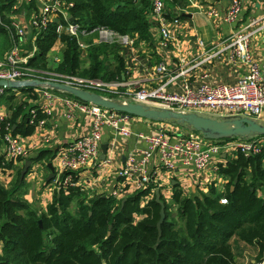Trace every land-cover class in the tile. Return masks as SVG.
Listing matches in <instances>:
<instances>
[{"label": "trees", "instance_id": "obj_1", "mask_svg": "<svg viewBox=\"0 0 264 264\" xmlns=\"http://www.w3.org/2000/svg\"><path fill=\"white\" fill-rule=\"evenodd\" d=\"M14 1L0 0V37L7 35L9 47L8 13ZM71 1L70 17L87 29L105 26L118 33L136 35L137 42L151 37V22L147 17L150 0ZM56 26L57 22L52 21L38 32L32 30L23 44L24 54L35 49L28 58L30 66L47 67L48 52L60 41L65 48L55 69L107 80L121 77L127 48L122 49L118 42H94L90 34L82 36L90 40L81 49L74 36L58 32ZM16 91L26 94L25 98L18 99ZM30 91L32 86L6 88L2 98L10 103L12 115L2 122L3 129L9 122L14 133L27 135L32 133L38 119L46 116L38 108L32 118V107L26 100ZM167 121L195 130L173 119ZM232 137L262 141L264 134L225 138ZM43 156L41 151L30 159L39 160ZM10 165L0 155V172ZM22 169L23 166L17 168L10 184L0 181L3 241L0 264H245L240 259L248 254L253 262L263 258L264 142L259 152L249 155L237 152L220 164L219 173L228 177L224 190L211 186L207 194L184 196L176 188L171 202L164 200L165 215L160 229L157 223L161 205L155 196L140 202L149 192L150 183L122 198L113 194H94L88 200L79 198L73 209L71 203L80 194L81 186L60 183L46 210L39 212L22 196L25 182ZM221 197L226 201L222 202ZM139 214L142 216L135 220Z\"/></svg>", "mask_w": 264, "mask_h": 264}, {"label": "built area", "instance_id": "obj_2", "mask_svg": "<svg viewBox=\"0 0 264 264\" xmlns=\"http://www.w3.org/2000/svg\"><path fill=\"white\" fill-rule=\"evenodd\" d=\"M167 0H150L151 6L147 17L151 25H156L159 32L157 44L160 48H168L174 40L173 26L179 24L180 16L174 14L169 16L170 9L166 5ZM32 9L29 7L32 6ZM28 6L27 8L25 6ZM73 5L71 0H15L12 9L8 13L10 17V47L4 56L0 57V79H41L62 82L77 88L86 89L90 92H97L102 96L115 98L119 101L140 102L150 107L170 108L181 111H195L203 115L220 116H250L256 120L262 117L264 112V63L257 62L251 54L249 43L253 31L241 28L232 29V39L225 48H228L230 56L235 60L245 64V72L233 84L223 82H200L193 86L187 79H183L179 91L167 89V84L178 76L184 77L186 72L208 59L219 50L206 48L203 39L197 41L203 49V57L197 60L188 61V68H180L176 72L170 70L164 60L156 63L154 71L164 74L167 79L150 88H136L132 80L115 78L104 80L100 77L81 75L71 72H59L54 65L43 71L33 68L28 64V58L32 55L23 53V44L30 37L28 28L36 29L37 32L47 26L49 22H57L58 32L67 33L77 39L81 49L87 47L88 43L83 41L82 36L93 35L96 42L112 43L118 42L128 45L127 50L133 48V38L128 33H118L105 26H96L87 29L78 21L70 17L69 8ZM242 0H228L227 7L220 12L215 8H208L206 13L213 17L221 18L226 23L233 22L241 9ZM27 10L30 15L27 18ZM261 24L264 25V18ZM36 32V34H37ZM35 34V33H34ZM33 35L32 38H34ZM61 55L53 57V63L61 61ZM185 56H179L178 64L186 63ZM193 60V61H192ZM41 72V73H40ZM44 75V77H40ZM41 93V111L46 115L52 113V109L57 102L65 103L72 108H78L88 119L89 131L75 138L58 155L56 173L53 178L55 186L60 183L64 185H79L74 179L72 171L85 166L90 160L95 159L98 150L102 129L112 127L122 135L131 133L129 128V118L132 116L125 112H120L101 104L89 100H82L73 94L50 86L48 83L33 85ZM6 86L0 85V111L2 96ZM116 96V97H114ZM37 114L36 109H32V117ZM0 120L6 121V115L0 112ZM46 117L38 119L39 126L44 125ZM5 151L4 162L8 163L27 154L26 144L20 134L13 132V126L9 122L5 125L4 133ZM147 145L142 150L141 158L135 161L132 155L128 156L123 165L117 168V175L130 183L133 189H144L152 181V173L148 169V160L153 153H157L160 165L164 169H172L176 163L184 166H195L196 168L206 167L211 159L221 152L235 155L242 152L245 155L259 152L262 141L257 138L246 139L237 138H205L198 131H189L182 138L171 141L168 133L159 129L146 136ZM63 175V178L61 176ZM122 191V188H120ZM114 191L113 195H116ZM222 202L226 201L221 197ZM3 241L0 239V250ZM254 264H264V258L253 262Z\"/></svg>", "mask_w": 264, "mask_h": 264}, {"label": "crops", "instance_id": "obj_3", "mask_svg": "<svg viewBox=\"0 0 264 264\" xmlns=\"http://www.w3.org/2000/svg\"><path fill=\"white\" fill-rule=\"evenodd\" d=\"M227 4L228 0H167L166 5L170 9L169 16H172L173 13L180 16L179 24L173 26L174 40L168 48H160L157 44L159 32L156 25H151L150 39L148 41L141 40L136 48L130 49L129 54L123 55L125 71L122 72L120 78L132 80L133 86L136 88L153 87L167 79L164 74L154 71L158 61L164 60L167 67L176 72L182 67L187 69L188 61L190 62L191 59L194 58L195 61L205 55L197 41L198 38H201L207 49L211 47V50H219L218 53L198 65H194L184 77L178 76L169 81L167 89L179 91L183 79H187L193 86L203 81L233 84L245 72L246 66L243 62L231 57L225 45L233 37L231 30L241 28L253 31L249 43L252 57L257 62L264 63V25L261 24L262 18H264V0H242L240 12L231 23H226L221 18L206 13V10L212 7L222 12ZM61 43L63 44L62 48L55 43L50 49L49 56L51 58L54 54L62 55L65 44ZM1 48L0 46V57L6 53ZM182 55L188 60L186 63L178 64L179 56ZM31 86L32 91L27 94L26 100L31 104L32 113V109H41V93L38 88ZM20 92L16 91V94L18 95ZM22 95L26 94L23 93ZM24 98L23 96L20 99ZM1 105L3 108L0 112L6 115V119H10L12 115L10 103L2 98ZM262 116L264 118V112ZM44 117H46L45 124L39 126L36 123L32 133L27 135L17 133L22 136L26 144L27 154L8 162L12 165L6 167L4 172H0V181L10 184L16 175L17 168L20 166L24 168L27 159L37 156L42 151L44 156L41 159L31 160L22 188V196L39 212L46 210L47 205L52 201L54 190L59 188L55 186L53 180L48 182L47 176L50 173L48 162H52L55 175L58 155L61 150L72 143L75 138L89 131L88 119L78 108H72L65 103L57 102L52 113ZM2 122L0 120V138L3 139L2 144H0V155L4 157L5 141L3 136L5 128L1 127ZM128 124L131 133L125 136L112 127H104L96 158L90 160L82 168L72 171L73 177L75 176L76 181L81 186L80 194L71 203L72 209L75 208L79 198L84 197L85 200H88L94 194L108 195L113 194L114 191L117 192L115 195L117 198H122L134 192L136 189H133L130 183L124 182L117 175L116 170L124 164L130 155L134 157L135 161L141 158L142 150L147 145V135L163 129L168 133L170 140L175 141L192 131V129L167 120H154L136 115L129 118ZM1 129H3V134ZM102 143L107 144L103 157ZM233 156L223 151L215 155L210 163L203 168L176 163L174 168L164 169L160 165L157 153H153L148 160V169L153 177L150 182L151 188L140 202L143 203L155 196L156 191H159L163 202L164 200L167 203L171 202L176 188H179L184 196H192L194 193L207 194L210 192L211 186L218 190H224L228 177L220 174L218 169L220 164H225ZM48 157H51V160H48ZM41 178L42 184L39 186ZM30 184L31 187L29 188ZM35 192L37 193L34 194ZM37 197H41V200L38 204H34L33 201ZM138 216L140 217V214L135 217V220L139 219ZM253 261L251 259L249 264H254Z\"/></svg>", "mask_w": 264, "mask_h": 264}, {"label": "water", "instance_id": "obj_4", "mask_svg": "<svg viewBox=\"0 0 264 264\" xmlns=\"http://www.w3.org/2000/svg\"><path fill=\"white\" fill-rule=\"evenodd\" d=\"M48 83L50 86L55 88L65 90L74 96L79 97L82 100H89L97 104H101L108 108L125 112L130 115L142 116L154 120H169L173 119L177 123H184L188 126L193 127L195 130L200 132L203 137L210 139H219L230 136H244L250 134H264V123L250 117V116H224L221 118L213 117L209 115H203L195 111H181L174 110L170 108H156L150 107L148 105L142 104L140 102H123L115 98H109L100 95L97 92H90L86 89L77 88L62 82L54 80H41V79H0V85L6 87H22L31 86L40 83ZM104 156L107 148L106 143L101 144ZM31 164V159H27L24 168L21 171L22 178L27 173L29 165ZM50 168V173L47 179L54 177V166L52 162H48ZM155 199L160 203V218L158 220L157 226L160 229V224L164 218V202L160 199L159 191H156ZM41 222V220H39ZM264 258V255H263Z\"/></svg>", "mask_w": 264, "mask_h": 264}, {"label": "rangeland", "instance_id": "obj_5", "mask_svg": "<svg viewBox=\"0 0 264 264\" xmlns=\"http://www.w3.org/2000/svg\"><path fill=\"white\" fill-rule=\"evenodd\" d=\"M32 4V6L31 7H29L30 9H32V7L34 6L33 5V3H31ZM26 8L28 7L27 5L25 6ZM69 13H70V11H69ZM29 15H30V11L29 10H27V14H26V16H27V18L29 17ZM8 18L6 17L5 19H4V21H6ZM28 30H29V33L31 34V32H32V30H34L33 28H28ZM33 36H31V38H32ZM1 39H0V46L2 47L1 48V50L2 51H4V52H6L7 51V49L9 48V41H8V37H7V35L6 34H4L3 36H1L0 37ZM92 38V40H93V37H91ZM132 38H133V40H134V42H133V47L134 48H136V46L137 45H139V43L140 42H137V37H136V35H134V36H132ZM7 39V40H6ZM83 39V41H85V42H89V38H86V37H83L82 38ZM6 41L8 42V46L6 45ZM94 41V40H93ZM94 42H96V41H94ZM57 44H59L58 46L60 47V48H62L63 47V44L61 43V42H56ZM111 44V43H110ZM117 44V43H116ZM119 46H121L122 47V49H124V50H126V48L128 47V45H123V44H118ZM53 47V46H52ZM121 49V50H122ZM50 51V50H49ZM124 52V51H123ZM130 52L128 51V50H126L125 52H124V54H129ZM4 54V53H3ZM2 55V54H1ZM57 55V54H56ZM55 54L53 55V57H55L56 56ZM62 56V55H61ZM48 59H49V62H48V65H47V67H45V68H37L38 70H40V71H43L44 69H47V68H49V67H51L52 65H55L54 63H53V58H51L50 56H49V52H48ZM57 71H59V72H64V71H61V70H57ZM41 73V72H40ZM76 74H80V73H76ZM81 75H84V74H81ZM40 77H44V75H41L40 74ZM104 80H107V79H104ZM110 80H112V79H110ZM23 93H19L18 95H17V98L18 99H20V98H22L24 95H22ZM114 97H116V96H114ZM213 117H217V116H214V115H212ZM218 118H221V117H218ZM258 121H260V122H262V123H264V118H263V116L262 117H260L259 119H258ZM195 131H197V130H195ZM259 140V139H258ZM264 142V139H262V143ZM228 155H232L231 153H228ZM38 169H40V168H38ZM42 182V178H41V180H40V183H39V186H41V183ZM31 187V184L29 185V188ZM37 192H35L34 194H36ZM34 196V195H33ZM41 200V197H37L36 199H35V201H33V203L34 204H38L39 203V201ZM137 217V216H136ZM139 217V216H138ZM140 217H141V215H140ZM139 217V218H140ZM178 220L180 221V219H179V217H178ZM251 256V254H248V255H246V257H244V258H242V259H240V261L241 262H245V264H249L248 263V261L250 262L251 260L249 259V258H251L250 257ZM246 258H247V260L248 261H246Z\"/></svg>", "mask_w": 264, "mask_h": 264}]
</instances>
